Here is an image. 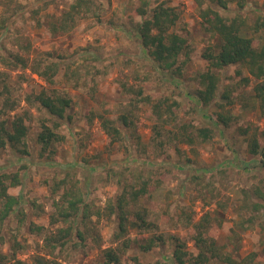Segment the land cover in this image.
<instances>
[{
    "label": "rangeland",
    "instance_id": "374dc122",
    "mask_svg": "<svg viewBox=\"0 0 264 264\" xmlns=\"http://www.w3.org/2000/svg\"><path fill=\"white\" fill-rule=\"evenodd\" d=\"M76 1L0 0V17L7 20L0 30V53L19 52L30 58L41 54L58 61L54 86L67 88L73 99L56 129L61 139L44 149L38 133L46 112L27 97L32 99L46 87L45 81L30 68L0 63V109L6 98L16 101V108L0 113V120L9 124L15 113L28 111L29 115L28 154L10 145L0 149V174L18 173L21 180L10 187L21 203L0 225V250L10 255L15 248L16 256L27 263L38 254L50 257L44 238L68 224L58 209V203L68 204L62 197L68 192L67 197L84 200L82 210L89 206L85 220L96 234L84 243L74 237L56 248L52 256L64 264H98L103 249L125 238L131 242L122 258L126 264L135 256L145 263L170 261L173 237L196 253L191 222L204 215H209L210 231L220 245L227 243L238 258L255 253L254 264H264V157L249 149L250 135L264 132V114L255 100L257 81L239 64L215 69L220 75L217 96L208 106L199 101V76L209 67L204 53L217 43V36L204 27L197 0H167L180 13L173 30L192 47L180 74L160 69L135 33L142 0H87L86 14L76 17L75 26L56 31V23ZM146 1L151 8L163 0ZM208 4L203 2L202 7ZM219 10L228 17L241 14L248 33L264 42V0H246L243 6L233 2ZM139 88L153 99L178 103L175 119L164 123L166 128L178 131L176 127L184 123L210 126L212 138L161 146L153 139L157 120L152 106L142 101L136 108L135 128L128 130L120 123L123 138L112 141L100 116L116 118L118 109L137 99ZM226 90L232 102L222 111L234 116L228 127L217 116V103L225 101L221 96ZM144 181L152 194H144L129 208L145 207L157 226L148 231L129 226L124 237L116 240L118 216L108 215L107 207L123 192V183L139 188ZM54 216L58 222L52 221ZM31 224L44 229L39 233ZM155 232L162 233L165 242L144 251L140 244Z\"/></svg>",
    "mask_w": 264,
    "mask_h": 264
},
{
    "label": "trees",
    "instance_id": "16d2710c",
    "mask_svg": "<svg viewBox=\"0 0 264 264\" xmlns=\"http://www.w3.org/2000/svg\"><path fill=\"white\" fill-rule=\"evenodd\" d=\"M206 1L210 4L202 7L203 2ZM245 1L197 0L198 5H202L200 17L204 27L217 36V43L208 47L204 53L209 67L199 76L201 87L197 90V97L204 106H208L215 100L220 84V75L215 69H223L230 65L239 64L247 69L249 74L257 81L254 85L255 100L260 104V109L264 114V42L248 33L245 19L241 14L228 17L219 10V8L227 9L228 5L233 2H238L240 6H243ZM86 4L87 0H77L71 4L68 11L64 12L60 18V23H56L55 30L62 32L74 27L76 17L86 14ZM84 5H86L85 8ZM137 14L139 19L134 24V30L143 47L147 50L149 58L163 71L170 74H176L177 72L180 74L190 59L192 47L185 36L173 30L180 17L179 11L167 0L160 1L151 8L148 1L142 0L141 5L137 8ZM262 24L264 25V22ZM6 26L7 20L0 17V30ZM258 28L256 26L254 31L257 32ZM183 55L184 59H182ZM0 63L11 68H30L45 81L46 87L39 91L37 95L33 94L32 99L29 96L27 98L31 104L36 103L39 108L44 109L46 112V116L41 119L38 140L44 146V149L49 148L54 141L61 139V135L56 129L62 124L73 101L67 88L54 86L56 75L60 69L59 62L51 60L47 55L38 54V56L30 58L19 52H9L8 54L0 53ZM246 80L249 81V79ZM1 83L4 84L5 92H9L10 88L4 79ZM136 94V100L118 109L116 118L100 116L101 124L105 132L112 138V141L116 142L123 138L120 123L128 130L135 128L137 121L136 108L142 101L152 106V111L157 120L153 126V139L161 146L167 143L170 144L172 141L194 144L197 137L203 141L212 138L214 133L210 126L194 127V125L184 123L176 127L179 129L178 131L166 128L164 123L173 122L175 119V105H178V103L176 101L171 103L168 99H153L150 95H144L141 88L137 89ZM221 98H224L225 101L217 103L219 107L217 111L218 121L223 126L228 127L234 116L230 111L225 113L222 110L232 102L230 92L226 90ZM15 108L16 101L13 100L12 102L10 98H6L0 113H5L8 110L13 111ZM27 116L29 117L28 111L21 114L15 113L9 124H7V119L0 120V149L10 145L16 151L28 154L29 151L26 148L29 131V125L26 123ZM191 127L193 129H190ZM263 139L264 132L262 135L259 133L250 135L249 149L252 154L261 153L264 157V143L260 141ZM20 182L18 173L0 174V225L12 213L15 206L21 203L19 195L10 192V187L18 185ZM123 187V192L119 194L116 201L111 202L107 207L108 215L116 213L118 216L116 240L124 237L129 226L146 231L157 226L155 222L148 218V211L145 207L129 208V205L133 202L138 204L139 198L144 194H152V188L147 187V182L144 181L139 188L135 185L129 186L126 183H123ZM67 195L68 192L62 197L66 199L68 204L61 205L58 203V209L59 215L68 224L47 233L44 238V246L51 256L56 248L65 246L74 237L84 243L87 236L96 234L93 226L87 225L85 220L90 216L87 213L91 212L89 206L85 205L84 210H82L80 202L83 205L84 200L82 198L67 197ZM57 220L55 216L52 217L53 222H58ZM78 220L81 222L79 225L77 224ZM32 224L30 228L39 233L44 229V226ZM81 224L84 225L81 226ZM191 226L190 235L197 249L196 253L187 249L186 242L173 237L175 247L170 261L164 259L156 260L153 263H145L135 256L131 264H254L255 253L238 258L228 248L227 243L222 245L218 243L210 231L209 215H204L197 222H191ZM92 238L97 240L96 237L92 236ZM0 239L3 238L0 237ZM164 242L163 234L155 232L147 242L140 244V247L144 251H148L154 245ZM130 244V240L125 238L121 244L106 247L102 250V258L98 264H126L122 258ZM51 256L38 254L31 263H27L16 256L15 248L12 249L10 255L0 250V264H64L56 257Z\"/></svg>",
    "mask_w": 264,
    "mask_h": 264
}]
</instances>
